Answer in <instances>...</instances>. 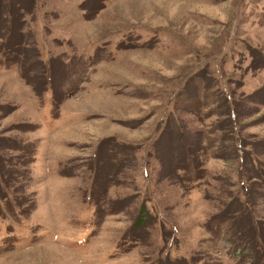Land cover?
Returning <instances> with one entry per match:
<instances>
[{
	"label": "rangeland",
	"instance_id": "1",
	"mask_svg": "<svg viewBox=\"0 0 264 264\" xmlns=\"http://www.w3.org/2000/svg\"><path fill=\"white\" fill-rule=\"evenodd\" d=\"M0 264H264V0H0Z\"/></svg>",
	"mask_w": 264,
	"mask_h": 264
},
{
	"label": "bare ground",
	"instance_id": "2",
	"mask_svg": "<svg viewBox=\"0 0 264 264\" xmlns=\"http://www.w3.org/2000/svg\"><path fill=\"white\" fill-rule=\"evenodd\" d=\"M64 132V131H63Z\"/></svg>",
	"mask_w": 264,
	"mask_h": 264
}]
</instances>
